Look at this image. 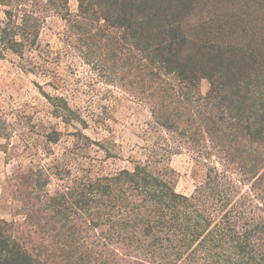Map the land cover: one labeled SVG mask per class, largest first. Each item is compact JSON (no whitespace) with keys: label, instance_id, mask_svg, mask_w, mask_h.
<instances>
[{"label":"trees","instance_id":"trees-1","mask_svg":"<svg viewBox=\"0 0 264 264\" xmlns=\"http://www.w3.org/2000/svg\"><path fill=\"white\" fill-rule=\"evenodd\" d=\"M76 2L73 15L68 0H0V59L37 49L51 14L73 22V34L103 50L156 130L174 141L151 147L131 170L71 178L62 165L56 176L65 183L54 193L45 190L48 179L24 173L19 193L33 244L14 222L0 219V264H121L112 248L128 264H195L205 257L264 264V0ZM41 93L56 120L79 126V150L96 145L112 154V143L82 132L88 121L81 109ZM60 136L53 129L47 143ZM181 150L207 162L188 196L176 192L168 164Z\"/></svg>","mask_w":264,"mask_h":264},{"label":"rangeland","instance_id":"rangeland-1","mask_svg":"<svg viewBox=\"0 0 264 264\" xmlns=\"http://www.w3.org/2000/svg\"><path fill=\"white\" fill-rule=\"evenodd\" d=\"M68 8L69 13L76 14V0H68ZM72 27L73 22L67 24L51 14L42 27L37 49H27L23 57L6 53L0 59V219L14 222L27 245L33 244L27 234L34 229L26 223L19 193L24 173L48 179L45 190L54 193L65 183L56 176V168L62 165L70 168L71 178L131 170L134 161L146 159L151 147L160 144L166 149L174 141L169 134L156 130L147 107L137 99L136 89L109 67L100 53L103 50L87 46L84 42L88 37L73 34ZM104 60L107 65H102ZM21 66L35 70L24 72ZM208 89L207 81L202 80L201 93L205 95ZM41 91L63 96L71 107L81 109L88 121V128L82 132L92 141L112 143V154L108 156L96 145L79 150L73 137L79 126L56 120ZM53 129L61 136L57 143L48 144L46 137ZM206 163L187 150L170 155L168 164L176 172V192L191 195L204 178ZM111 250L115 255L109 256L121 264L132 262L116 254L117 249ZM205 258L195 264H222V260Z\"/></svg>","mask_w":264,"mask_h":264}]
</instances>
